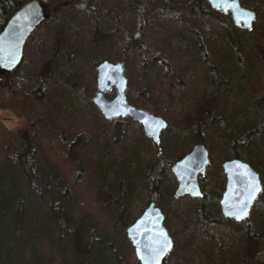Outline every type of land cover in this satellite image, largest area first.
Wrapping results in <instances>:
<instances>
[{"label": "trees", "instance_id": "16d2710c", "mask_svg": "<svg viewBox=\"0 0 264 264\" xmlns=\"http://www.w3.org/2000/svg\"><path fill=\"white\" fill-rule=\"evenodd\" d=\"M83 1V8L65 13L64 10L68 7L66 0H0V32L18 10L30 2H36L45 7L48 17L35 32L42 31L44 35L52 36L50 48L46 46L45 50L42 49L38 59L28 46L25 48L24 56H28L33 64L31 76L27 75L25 78L23 72V68H28V71L30 69L25 57L17 70L10 73L0 70V108L14 97L26 100L23 106H27L29 101L37 102L42 98L51 104L50 94L54 93V90H49L47 82L51 78V69L56 68L61 61H67L69 70L65 82L69 84L76 79L79 83L75 84L74 88L76 85L77 88L74 93L77 99L81 98L84 91L81 83L91 85L92 80L80 76L79 64L82 67L88 64L92 70L90 74L94 76L95 67L100 62L117 60L124 62L127 70L133 66L138 67L137 73L131 76L138 80V86L141 84V87H138L140 96L132 93L134 91L131 83H128L126 96L130 104L139 107L138 104H143L144 101L142 95L148 98L149 94L153 96L155 92L153 88L155 85L149 80L148 71L154 69L156 62H161L165 67V73H169L173 63V52L167 54L165 49L168 41L175 35L179 40L185 39L195 48H201L202 63L209 62L212 69L220 68L224 73L226 69L221 65L223 61L221 54L214 57L211 53L214 54V49L219 47L237 49L248 84V93L242 107L254 111L256 102H263L264 105V87L252 80L246 61L249 56H253L262 63L264 70V21L259 19L262 32L255 34V38L257 37L255 51L253 44L247 40L249 36L246 31L239 30L229 14L216 12L206 1ZM240 1L243 7L256 11L258 18L263 14L264 0ZM85 22L93 29L89 38L82 27ZM153 26L163 31L166 36L150 37L148 29ZM71 31H75V36L70 35ZM100 34L101 44L97 42ZM42 39L45 44L47 41L45 36ZM214 75L210 80L209 89L213 88V92H216L218 82ZM31 93L35 95L29 96ZM30 97L33 99H27ZM152 100L154 104L157 97H153ZM196 102L200 105L202 103ZM153 106L150 113L164 118L168 126L161 133L160 141L150 155L145 149L150 146L153 148L152 142L145 138L139 125L134 124L130 118L101 120L100 114L90 101L88 111H97V121L114 131L112 136H108V131L98 134L107 138V148L98 143L97 135L94 136L90 132V127L88 132L86 130L79 133L71 132L73 139L69 149L79 154L80 158L77 157L76 160H71L68 156L67 142L65 143L63 137H52L43 146L41 137L32 131L34 125H40L39 118L45 123L61 122L54 117V109L43 114L37 109H31L28 114L36 119L37 123H30L31 129L27 130L24 136L17 137L11 130L0 128V264H140L126 236V225L122 221V216H126L129 224H132L142 214L143 210L137 217H132L129 212L137 196L148 197L144 202L146 207L153 202L163 211L164 225L174 241V246L180 241L170 231L168 217L177 216L173 210L177 204L187 207L186 215L191 221H196V227L190 237L194 243L211 225L220 224L227 229L230 236L238 235V227L242 223L237 224L224 219L218 209H215V212L210 211L204 199L196 204L197 201L189 197L176 198L175 179L170 167L188 153L199 138L203 139L211 154V163L206 175L200 178L202 198L209 192L216 196V200L220 199L225 188L222 164L229 159L240 158L258 172L263 189L254 206L264 205L262 202L264 142L258 143L253 138V135H256L254 127L257 123L248 121L240 123L228 106H221L215 102L211 115L204 114L200 119H196L200 126L198 131L203 129V135L194 134L195 139L188 141L183 125L196 105L185 104L180 111L172 106V102L165 107L161 104ZM217 113L224 114L220 116ZM76 126H90V123ZM133 126L137 129L136 136L133 138L134 144L128 146L126 132ZM44 132L45 130H42L41 136H44ZM217 133H222L225 141L231 143L233 148L238 143L243 146L252 143V148L256 151L254 159L246 157L243 153L238 157L233 154L227 155L220 146L207 140L208 136H215ZM80 143L88 149L86 151L78 149ZM93 146L97 151L95 155ZM160 146L162 149L156 152ZM131 158H136L138 166L135 167L136 177L127 198H124L123 188L117 185L114 195H112L114 191L107 190L109 203L101 208L95 199L99 185L107 181L109 185L119 184L117 178L124 170L129 171L133 165L134 161L131 162ZM86 164L92 166L90 168L92 176L88 177L84 172ZM109 173H112L110 177ZM40 178L44 180L43 187H39ZM73 198L76 200V206ZM102 209L105 210L103 213ZM80 212L90 214L94 218L95 226L103 236L99 246H95L93 235L82 234L78 224L74 223ZM246 223L257 231L264 221H257L253 207L248 219L244 221V224ZM239 243L241 244L242 240ZM174 253L173 249V253L168 254L169 257L163 264H168V259L170 264H177L178 261L173 257ZM183 261V264H188L189 258L184 257Z\"/></svg>", "mask_w": 264, "mask_h": 264}, {"label": "rangeland", "instance_id": "374dc122", "mask_svg": "<svg viewBox=\"0 0 264 264\" xmlns=\"http://www.w3.org/2000/svg\"><path fill=\"white\" fill-rule=\"evenodd\" d=\"M68 7L64 10L65 13L71 12L73 9L83 8L84 1L83 0H66ZM258 20H255L252 28L247 29H239L245 30L246 34L249 36L247 40L251 42L252 47L255 49L257 43V37L255 38V34L258 32H262L260 29L259 19L260 21H264V12L261 16L256 17ZM256 25V26H255ZM86 37L89 38L92 35L93 29L86 22L82 24ZM224 31V27H222ZM148 34L150 37H165L166 34L158 29L157 27H149ZM44 32L39 31L32 33L30 38L27 40L25 48L28 46L29 50H31L34 54V57L38 59L40 57V51L42 49L45 50L46 46L50 48L51 43V35H44ZM70 35L75 36V31H71ZM102 34L98 36L97 42L102 43ZM262 35V33H261ZM43 36L47 40L44 44ZM255 38V40L253 39ZM104 47V45H102ZM166 53L169 54L171 51L173 52V63L169 69V73H165V67L161 64V62H156L154 69L150 72L148 71L149 80L155 85L153 88L155 92L153 96L149 94L148 98L142 95L143 104H138L140 109L146 110L150 112L151 109L154 108V104H161L162 107L168 105L169 102H172V106L180 111L185 104L196 105L192 110V114L186 118V122L183 125V131L185 128V134L188 141L194 140L196 135L202 136L203 129L199 132L196 119H200L204 114L211 115L212 114V105L217 102L221 106L226 105L228 108L232 110L235 115L236 120H240V123L245 121L255 122L257 123L254 127V132L256 135H253L254 140L258 143L264 142V105L263 102H256L254 104V111L242 107V102L248 93V84L246 82L247 75L242 71V62L239 61V55L237 54V49H223L219 47L218 49H214V54L211 53L212 56H217L221 54L222 67L226 69V72H222L220 68L212 69L209 62H203V54L201 48H195L185 39L179 40L175 35L174 38L168 41L166 45ZM217 48V47H214ZM204 50V49H203ZM257 51V49H255ZM26 62L30 64L29 71L33 69V64L30 62L29 57L24 56ZM249 59V60H248ZM246 60L250 71L252 80H254L257 84H261L264 87V70L262 68V63L253 56H249ZM233 61V62H230ZM24 61V58H23ZM118 62L114 61L113 63ZM138 61H136L137 63ZM150 62V60H148ZM40 67V66H39ZM134 67V70H133ZM128 70L124 64V74L128 80V83L132 84V92L134 95L139 94L138 80H135L131 74L137 73V66H133ZM78 68V65H77ZM28 69V68H27ZM26 68H23V72L25 74V78L31 76ZM79 73L83 78H91V85L88 83H81L82 89V97L77 99V95L74 91L77 88L75 84L79 82L75 79V81L69 82L67 84L65 82L66 78L69 76V70L67 67V61H61L57 65L56 68L51 69V78L47 82V86L50 89H53L54 93L50 94L51 104H48L47 101L42 98L37 102L29 101L27 103L29 107L23 106L26 103V100L22 101L21 97H14L9 102H5V106L0 108V128H7L16 134L17 137L24 136L26 131L31 129L30 123H37L36 119H33L28 113L31 109H37L40 114L43 112H50L54 109L53 113L54 117L59 121L58 124L49 122L45 123L43 119H40V125H34L32 131L36 133L37 136H40L43 141V146L47 140L52 137L61 138L63 137L65 143L67 142V153L70 156L71 160H76L79 157V154L75 151H70L69 146L71 143V139L73 136L70 134L71 132H80L82 130H89L90 132L96 136L98 139V143L103 147L107 148L106 137L98 136L99 133H103L108 131V136H112V132L114 129L104 126L102 122L97 121V111L100 114L101 120H105L100 113V111L92 104V98L95 95L96 88V72L95 75L92 76L90 74L92 72L91 67L86 64L82 67L79 64ZM210 70V72H209ZM140 74V70L138 69V75ZM212 74V75H211ZM213 74L216 75L218 82V90L213 92L214 89H209L210 80L213 77ZM214 75V76H215ZM131 78V80H130ZM28 82V79H27ZM128 87V85H127ZM138 89V90H137ZM127 91V90H126ZM136 91V92H135ZM39 93V91H38ZM105 94V97L108 100H111L114 97V90H110ZM35 95L34 93L29 96ZM32 97L27 99H33ZM153 97H157V100L153 104ZM44 99V100H43ZM91 102L92 106L97 110L88 111V103ZM196 101H202L201 105L197 104ZM236 107V108H235ZM259 109V110H258ZM257 113V114H255ZM218 115H223L224 113H217ZM96 117V122H95ZM108 121V120H105ZM111 121V120H110ZM90 123V126H76L78 124H87ZM68 124L70 126H68ZM119 128V127H118ZM260 128V131H258ZM42 130H45L44 136L42 135ZM129 131L126 132V141L127 145L134 144L133 138L136 136V127H129ZM88 132V131H87ZM236 134L237 132L234 131ZM207 140L212 144L220 146V148L228 155L240 156L245 155L248 158L254 159L255 152L252 148V143H249L246 146H243L241 143L236 144L233 148L231 147V143H227L224 139V135L222 133H217L215 136H208ZM203 143V139H198L195 144ZM194 144V145H195ZM150 147H146V153L152 154L154 152L155 144H152ZM157 145V144H156ZM99 145L96 147L98 148ZM78 149L81 151H86L88 149L87 146L78 144ZM96 147L93 146V154H96ZM185 147V143L183 144ZM112 148V147H111ZM161 146L158 147L156 152H160ZM70 152V153H69ZM243 153V154H241ZM145 159L147 156L144 157ZM131 162L133 165L130 166L129 171H125L117 178V182L115 186L109 185L108 181L103 182V184L99 187V190L96 192L95 199L98 201L101 208H104L108 203V191L113 192L116 189V186L119 185L123 188L124 198H127L130 192V186L133 184V180L136 177L135 167L138 166L136 162V158H131ZM135 163V164H134ZM142 167V166H141ZM90 168L92 166L84 165V172L86 175L92 176L93 174L90 172ZM112 173H109V177ZM44 180L40 178L39 187H43ZM115 194V191L112 195ZM264 195V193H263ZM123 198V199H124ZM186 198V197H183ZM147 196H137L134 203L132 204L129 212L132 217H137L140 211L144 210L146 205L144 204L145 200H147ZM204 199L205 204L209 207V210L214 212L215 209L220 211L219 200H216V196L213 193H206L205 196L200 199H196V204H199L201 200ZM48 200V197L46 198ZM74 200V206H76V200ZM262 202L264 203V197ZM73 206V209L76 210V207ZM254 209L256 211L257 221H264V205H255ZM102 213L105 211L102 209ZM176 217H168L170 219V231L174 234V236L180 241L177 246H174V255L173 257L178 261L177 264H183L184 257L189 258L188 264H264V223L260 225L259 230L256 231L254 227L249 226L247 223L238 227V235L230 236L227 232V229L220 225H211L205 232L200 234V239L194 243V241L190 240L191 234L196 227V221H191L190 218L186 215L187 207L184 205H175L174 209ZM122 221L127 227L130 225L129 220L126 216H122ZM165 222V220H164ZM78 224L81 233L85 235H93L95 246H99L100 242L103 240V236L100 233L99 229L95 226L96 222L94 218L85 212H80L77 219L74 222ZM117 224V222H116ZM240 224V223H239ZM242 240L240 244L239 241ZM173 249L170 252L173 253ZM169 254V255H170ZM243 254V255H242ZM169 256H167L168 258ZM166 258V259H167ZM165 259V261H166ZM168 264H170L168 259Z\"/></svg>", "mask_w": 264, "mask_h": 264}, {"label": "water", "instance_id": "95a60500", "mask_svg": "<svg viewBox=\"0 0 264 264\" xmlns=\"http://www.w3.org/2000/svg\"><path fill=\"white\" fill-rule=\"evenodd\" d=\"M203 1V0H202ZM216 12L229 14L239 29H251L256 20L254 10L243 7L240 0H206ZM42 5L30 2L18 10L0 32V70L11 72L22 63L24 48L29 36L47 19ZM96 92L92 104L105 120L128 117L139 124L144 136L157 144L167 121L143 109L130 105L127 96V78L124 63L102 61L96 66ZM114 88V97L108 100L104 93ZM210 163V153L205 145H195L190 152L174 162L170 171L177 186L176 198L199 199L202 191L199 176L203 177ZM225 189L219 205L224 218L237 223L245 221L262 191L259 174L240 159H231L222 164ZM135 257L140 264H163L173 249L174 243L164 226V214L155 203H149L142 214L126 229Z\"/></svg>", "mask_w": 264, "mask_h": 264}, {"label": "flooded vegetation", "instance_id": "af4514ba", "mask_svg": "<svg viewBox=\"0 0 264 264\" xmlns=\"http://www.w3.org/2000/svg\"><path fill=\"white\" fill-rule=\"evenodd\" d=\"M264 95V94H263ZM198 144H200V143H198ZM209 150V149H208ZM210 153V152H209ZM211 155V154H210ZM230 160V159H229ZM210 163H211V156H210ZM210 163H209V165H210ZM209 165L207 166V168L209 167ZM207 168H206V172H207ZM206 175V174H205ZM204 175V176H205ZM203 176V177H204ZM203 177H199V185H200V178H203ZM260 177V176H259ZM261 181V180H260ZM261 185H262V183H261ZM200 188L202 189V187H201V185H200ZM203 191V190H202Z\"/></svg>", "mask_w": 264, "mask_h": 264}, {"label": "bare ground", "instance_id": "6f19581e", "mask_svg": "<svg viewBox=\"0 0 264 264\" xmlns=\"http://www.w3.org/2000/svg\"><path fill=\"white\" fill-rule=\"evenodd\" d=\"M258 173V172H257Z\"/></svg>", "mask_w": 264, "mask_h": 264}]
</instances>
